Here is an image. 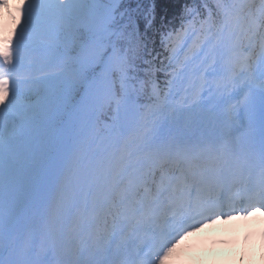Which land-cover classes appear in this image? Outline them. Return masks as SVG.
I'll return each mask as SVG.
<instances>
[{"label": "snow or ice", "instance_id": "1", "mask_svg": "<svg viewBox=\"0 0 264 264\" xmlns=\"http://www.w3.org/2000/svg\"><path fill=\"white\" fill-rule=\"evenodd\" d=\"M155 25L156 0H0V264H165L264 214V0H185L162 52Z\"/></svg>", "mask_w": 264, "mask_h": 264}, {"label": "trees", "instance_id": "2", "mask_svg": "<svg viewBox=\"0 0 264 264\" xmlns=\"http://www.w3.org/2000/svg\"><path fill=\"white\" fill-rule=\"evenodd\" d=\"M181 1L182 0H156L157 11L160 15L167 17L169 13L172 14V12L175 13L178 10ZM156 32H158V30H156ZM154 33L153 31L151 32V37L155 41ZM155 43L157 42L155 41Z\"/></svg>", "mask_w": 264, "mask_h": 264}, {"label": "clouds", "instance_id": "3", "mask_svg": "<svg viewBox=\"0 0 264 264\" xmlns=\"http://www.w3.org/2000/svg\"><path fill=\"white\" fill-rule=\"evenodd\" d=\"M169 264H176V262H169Z\"/></svg>", "mask_w": 264, "mask_h": 264}]
</instances>
